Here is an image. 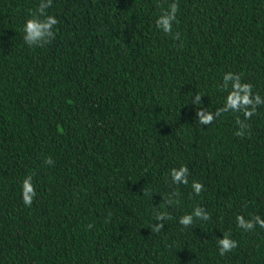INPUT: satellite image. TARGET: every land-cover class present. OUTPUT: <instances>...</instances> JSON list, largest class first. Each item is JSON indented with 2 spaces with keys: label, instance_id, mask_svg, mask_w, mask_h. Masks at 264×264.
<instances>
[{
  "label": "trees",
  "instance_id": "obj_1",
  "mask_svg": "<svg viewBox=\"0 0 264 264\" xmlns=\"http://www.w3.org/2000/svg\"><path fill=\"white\" fill-rule=\"evenodd\" d=\"M40 2L0 0V264H264V229L236 224L264 218V104L243 137L242 113L197 118L223 107L227 72L264 99V0H177L179 39L155 24L174 0H52L55 39L29 47ZM197 205L211 218L185 228ZM224 233L239 246L221 256Z\"/></svg>",
  "mask_w": 264,
  "mask_h": 264
},
{
  "label": "clouds",
  "instance_id": "obj_2",
  "mask_svg": "<svg viewBox=\"0 0 264 264\" xmlns=\"http://www.w3.org/2000/svg\"><path fill=\"white\" fill-rule=\"evenodd\" d=\"M52 6V0H41L37 8L30 11V15L24 21L23 26V39L24 43L29 47H43L46 44H50L54 39L56 33L53 31L54 26L58 25L59 21L55 16L48 15L46 10ZM179 11V3L177 0L171 2L166 9H164L155 21L156 27L163 31L165 34H170L174 39H179L180 34L173 33V23H179L177 20V12ZM40 17H43L41 19ZM231 81V85H229ZM253 85L251 83H242L240 75L227 72L223 75L222 89L227 91V96L223 107L216 109L215 112L207 111L198 108L197 118L202 125L212 124L213 121L219 117L222 113L233 112L242 113L244 119L241 120L239 116L236 118V123L239 125V130L235 135L243 137L245 130L249 127L246 121L251 119L257 112V106L264 104V99L256 93L252 92ZM202 96L199 93L195 94V103H201ZM46 164H53L52 158H45ZM189 169L187 165H181L179 168H172L170 170L171 182L175 185H188L189 184ZM191 187L195 195H200L204 189L202 182L193 180L191 181ZM144 195H150L147 190H143ZM36 195L35 187L32 183V176L28 175L22 181V202L24 205L31 207L33 199ZM179 191L172 192L165 199V204L170 206L173 203H179ZM175 197L176 199H173ZM168 218V213L163 211H155V220L159 223L152 225L153 232H160L164 229L165 225L163 221ZM211 218L210 214L201 206L194 207L191 213H185L179 218V223L185 228L191 226L195 219L207 221ZM237 227L244 231H252L258 225L264 229V218L260 215H253L250 219H245L243 215L236 217ZM89 228L92 225H88ZM224 238L217 240L219 254L221 256L233 249L237 248L238 241L231 239L230 235L224 233Z\"/></svg>",
  "mask_w": 264,
  "mask_h": 264
}]
</instances>
